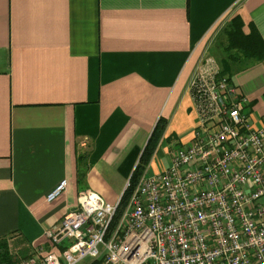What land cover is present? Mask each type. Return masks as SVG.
Wrapping results in <instances>:
<instances>
[{
	"label": "crops",
	"instance_id": "obj_1",
	"mask_svg": "<svg viewBox=\"0 0 264 264\" xmlns=\"http://www.w3.org/2000/svg\"><path fill=\"white\" fill-rule=\"evenodd\" d=\"M234 14L264 40V0H0V239L24 241L25 257L45 252V229L80 191L116 201L160 117L142 173L167 166L198 123L192 71ZM229 76L252 126L264 124V59ZM62 178L66 189L48 201Z\"/></svg>",
	"mask_w": 264,
	"mask_h": 264
},
{
	"label": "built area",
	"instance_id": "obj_2",
	"mask_svg": "<svg viewBox=\"0 0 264 264\" xmlns=\"http://www.w3.org/2000/svg\"><path fill=\"white\" fill-rule=\"evenodd\" d=\"M188 88L198 123L168 165L142 173L120 209L122 194L111 202L80 191L45 229L51 247L18 264H264V124L252 126L245 97L210 54ZM66 187L62 178L46 199Z\"/></svg>",
	"mask_w": 264,
	"mask_h": 264
},
{
	"label": "trees",
	"instance_id": "obj_3",
	"mask_svg": "<svg viewBox=\"0 0 264 264\" xmlns=\"http://www.w3.org/2000/svg\"><path fill=\"white\" fill-rule=\"evenodd\" d=\"M243 19L239 14L231 16L223 27L225 35L224 41L220 44L221 56L218 58L220 64V72L224 74H232L240 68L264 59V40L259 34L253 22H249V30H243ZM230 77V76H229ZM165 126V119L160 117L155 123L146 144L144 145L139 161L133 169L129 182L130 187L124 189L120 206L126 202L132 186L136 183L138 177L147 165L150 156L154 152L157 142L162 135ZM87 151H78L77 153V182L83 184L87 170ZM13 263L11 255H9L6 241L0 239V263Z\"/></svg>",
	"mask_w": 264,
	"mask_h": 264
},
{
	"label": "rangeland",
	"instance_id": "obj_4",
	"mask_svg": "<svg viewBox=\"0 0 264 264\" xmlns=\"http://www.w3.org/2000/svg\"><path fill=\"white\" fill-rule=\"evenodd\" d=\"M227 22V21H226ZM226 22L224 24H221L216 31L214 32V34L212 35L211 39H210V44L208 46V52L210 54H212L217 60L219 58V56H221L220 53V44L224 41V33H223V27L225 26ZM224 73H222L223 75ZM163 146V145H162ZM162 146H161V150H162ZM163 152V151H162ZM164 153L161 154L162 158H166L164 157ZM147 173H151L152 171V167H147L146 168ZM68 240H65L64 243L67 244ZM8 249L10 251L9 255H11L12 259H13V264H17L18 261H20V259H22L23 257H25L26 255H28L30 253V247L27 246V244L24 243V241H22L21 239H9L8 240ZM0 264H8V263H0Z\"/></svg>",
	"mask_w": 264,
	"mask_h": 264
}]
</instances>
